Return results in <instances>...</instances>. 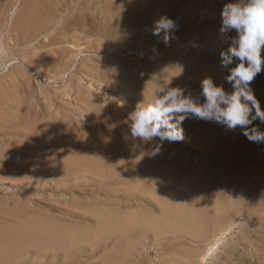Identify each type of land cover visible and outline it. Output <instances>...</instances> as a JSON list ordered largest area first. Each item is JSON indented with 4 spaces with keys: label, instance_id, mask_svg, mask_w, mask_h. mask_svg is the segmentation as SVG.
<instances>
[{
    "label": "rangeland",
    "instance_id": "rangeland-1",
    "mask_svg": "<svg viewBox=\"0 0 264 264\" xmlns=\"http://www.w3.org/2000/svg\"><path fill=\"white\" fill-rule=\"evenodd\" d=\"M24 1L0 0V232L64 228L86 233L96 229L100 214L109 213L113 220L106 221H114L113 231L105 242L82 249L69 262L58 249L54 259L48 252L35 263L106 264L124 240L118 249L128 256H118L125 258H118L120 264H174L180 252L190 255L187 259L184 254L186 264H264V168L258 165L262 160L264 164V143L249 141L240 128L226 130L216 122L190 117L182 124V141H164L160 152L149 156L142 153L159 144V138L146 143L134 139L128 121L144 95L150 97L156 80L172 78L169 87H182L201 101V81L207 76L232 91L220 54H206L217 41L222 50L229 47L235 35L220 32L221 10L230 0H66L54 18L57 22L44 27L24 19L37 12L40 0ZM164 15L177 22L167 45L152 34L155 21ZM206 64L213 70H202ZM177 65L182 67L179 75ZM251 87L264 104V70ZM253 125L264 130L259 120ZM7 151L12 154L3 155ZM153 181L182 192L181 200L170 195L167 203L175 208L183 202L190 228L210 225L207 242L197 244L198 237L195 243L189 231L179 241L169 239L171 233L157 240L153 232L133 229L136 221L130 228L135 232L125 240L119 222L124 215L163 217L164 202L137 190ZM123 192L134 196L125 198ZM203 204L208 209L210 204L211 211ZM198 208L213 212L207 213L210 223L214 214L220 215L221 223L199 226ZM191 210L197 213L195 220ZM120 234L125 239L120 241ZM186 239L191 242L182 243ZM29 258L25 264H32Z\"/></svg>",
    "mask_w": 264,
    "mask_h": 264
},
{
    "label": "clouds",
    "instance_id": "clouds-1",
    "mask_svg": "<svg viewBox=\"0 0 264 264\" xmlns=\"http://www.w3.org/2000/svg\"><path fill=\"white\" fill-rule=\"evenodd\" d=\"M177 22L167 15L155 21L152 34L167 45ZM231 36L227 50L220 53L221 64L228 69L226 81L232 91L214 83L206 77L201 81V101L185 94L182 87H169L171 79L155 81L150 97L137 103L128 114L131 136L141 142L159 138L160 143L143 152L155 156L164 141L179 142L184 139L182 124L185 119L195 117L199 120L216 122L226 130L240 128L242 134L251 142L264 143V131L253 125L259 120L264 124V109L251 87V82L264 69V0H230L221 10L220 32ZM155 51V49H153ZM179 71L182 67L177 65ZM175 75V76H177Z\"/></svg>",
    "mask_w": 264,
    "mask_h": 264
},
{
    "label": "bare ground",
    "instance_id": "bare-ground-1",
    "mask_svg": "<svg viewBox=\"0 0 264 264\" xmlns=\"http://www.w3.org/2000/svg\"><path fill=\"white\" fill-rule=\"evenodd\" d=\"M25 1H27V0H25ZM24 1V2H25ZM28 1H30V0H28ZM66 0H40L39 2H38V4H37V6H39V9L37 10V12L35 13V14H31V15H28V17L26 16V17H24V19H26L27 18V20L29 21V22H32V23H34V24H39V25H42L41 27H44L46 24H48L49 22H51V21H53V22H57V20L58 19H54V18H57V12H59V10H62V7H63V5L65 4L64 2H65ZM68 1V0H67ZM25 5H26V3H25ZM66 5V4H65ZM23 9V8H22ZM30 11V10H29ZM31 11H33V10H31ZM28 14H30V13H28ZM61 15V14H60ZM60 15H58V16H60ZM21 21V20H20ZM27 21V22H28ZM52 24V23H51ZM47 26V25H46ZM49 26V25H48ZM212 38V37H211ZM214 38V37H213ZM216 38V37H215ZM214 38V39H215ZM214 39H212V40H214ZM206 41V40H205ZM204 41V42H205ZM210 41V40H209ZM216 41V40H215ZM213 42V41H212ZM226 42V41H225ZM207 43V42H206ZM223 43H224V41H223ZM227 43V42H226ZM213 44V43H212ZM217 44H218V41H217ZM216 44V42L213 44L214 45V47H215V49H212V48H208L207 47V55H211V56H214L215 58L218 56L219 57V54L221 53V51H222V47L220 46V47H218V45ZM203 45L205 46V43H203ZM213 45H211V47L213 46ZM217 45V46H216ZM221 45V44H220ZM223 45V44H222ZM230 45V44H229ZM228 48V47H227ZM227 48H224L223 47V49L224 50H227ZM219 49H221V50H219ZM202 52H203V50H202ZM200 53V52H199ZM206 54H204V55H206ZM203 55V54H202ZM210 55L208 56V57H210ZM214 57H212L211 59H213ZM210 62V61H209ZM262 66H264V64L262 65ZM215 68V67H214ZM202 70H213V66H212V64H206L203 68H202ZM208 77V76H207ZM226 82V81H225ZM227 85V84H226ZM225 87V86H224ZM232 89V88H231ZM200 91V90H199ZM256 95V94H255ZM262 95V94H261ZM262 97V96H261ZM264 97V96H263ZM259 98V97H258ZM260 101V100H259ZM262 102H263V99H262ZM263 104V103H262ZM261 104V106H262V109H264V104L262 105ZM197 120H199V119H197ZM196 121V120H195ZM201 121V120H200ZM260 124V123H259ZM256 125V124H255ZM264 125V124H263ZM260 126V125H259ZM233 131H235V130H233ZM261 131H264V130H261ZM235 133V132H234ZM239 133V132H238ZM231 134H233V133H231ZM237 134V133H236ZM236 134L234 135L235 136V138H236ZM188 135V134H187ZM234 136L232 137V135L230 136V137H232V138H234ZM238 136H241V135H238ZM238 136H237V139H238ZM230 137L228 138V140H230ZM240 138V137H239ZM241 138H243V137H241ZM244 139V138H243ZM226 140H227V138H226ZM232 140V139H231ZM239 140V139H238ZM245 140V139H244ZM247 141V140H246ZM231 142V141H230ZM238 142V141H237ZM249 142V141H248ZM235 143V142H234ZM241 143V142H240ZM239 144V143H238ZM244 144H245V142H244ZM248 144V143H247ZM259 145H260V143H258ZM230 145H232V144H230ZM240 145V144H239ZM250 145H251V143H250ZM235 146H236V144H235ZM241 146H242V144H241ZM244 146H246V145H244ZM236 147H238V146H236ZM243 147V146H242ZM228 148H230V147H228ZM241 148V147H240ZM239 148V149H240ZM259 148V147H258ZM239 149H237V151L239 150ZM245 149V148H244ZM254 149V148H253ZM232 150V149H231ZM242 151H243V148L241 149ZM13 151V150H12ZM235 151H236V149H235ZM235 151H234V154H236L235 153ZM240 151V150H239ZM241 151V152H242ZM245 151V150H244ZM250 151V150H249ZM256 151H258V150H256ZM17 152H19V151H17ZM230 152V151H229ZM260 152H262V151H260ZM263 152H264V150H263ZM226 153H227V149H226ZM226 153H224V154H226ZM244 153V152H243ZM247 153H249V152H247ZM246 153V154H247ZM251 153H253V152H250V154ZM12 154V152L11 151H7V152H3V155H5V156H10ZM231 154V153H230ZM229 154V155H230ZM237 154H238V152H237ZM16 155H18V154H16ZM233 155V154H232ZM240 155H242L241 153H240ZM255 155V154H254ZM236 157H237V155H235ZM243 156V155H242ZM248 156V155H247ZM261 156V155H260ZM259 156V157H260ZM17 157H19V156H17ZM246 157V156H245ZM245 157H243V158H245ZM254 157V156H253ZM253 157H251L250 159L252 160L253 159ZM7 158V157H6ZM262 158V157H261ZM261 158H260V160H261ZM4 159V158H3ZM230 159V158H229ZM245 159H247V157L245 158ZM245 159H243V161L245 160ZM255 159V158H254ZM253 159V160H254ZM232 160H234V159H232ZM232 160H230V161H232ZM250 160V161H251ZM249 161V162H250ZM256 161V160H255ZM233 162V161H232ZM262 162V165L261 164H258V165H260L262 168H264L263 167V160L261 161ZM39 163V162H38ZM88 163V162H87ZM32 165L31 166H33V163H31ZM40 164V163H39ZM232 164V163H231ZM37 165V164H36ZM36 165H35V167H36ZM47 165V164H46ZM235 166H236V164H235ZM231 168H232V165L230 166ZM233 167H234V165H233ZM238 167V166H237ZM258 167V166H257ZM238 169V168H237ZM237 169H235L236 171H237ZM257 169V168H256ZM259 169V168H258ZM257 169V170H258ZM232 170V169H231ZM234 170V171H235ZM256 170V171H257ZM263 170V169H262ZM239 171V170H238ZM241 171V170H240ZM240 171H239V173H240ZM258 171H260V170H258ZM258 171H257V174H258ZM242 173H243V171H242ZM256 173V172H255ZM260 173H261V171H260ZM262 173H263V171H262ZM233 174H235V173H233L232 172V175ZM244 174H246V172L244 171ZM250 173H248V175H249ZM264 174V173H263ZM150 175V174H149ZM252 175V174H251ZM253 175H254V173H253ZM262 175V174H261ZM244 176H246V175H244ZM250 176V175H249ZM254 176H257V175H254ZM258 176H260V174L258 175ZM257 176V177H258ZM253 177V176H252ZM257 177H255V178H257ZM202 178V177H201ZM260 178V177H259ZM259 178H257V179H259ZM263 178V177H262ZM261 178V179H262ZM200 179V178H199ZM198 179V180H199ZM252 179V178H251ZM253 179H254V177H253ZM260 179V180H261ZM193 180V179H192ZM197 180V179H196ZM196 180H194V181H196ZM197 180V181H198ZM204 180V179H203ZM247 180H248V178H247ZM255 181H256V179H254ZM259 180V181H260ZM160 181H161V177H160ZM184 181H185V179H184ZM193 181V182H194ZM202 181V180H201ZM200 181V182H201ZM253 181V180H252ZM139 182V181H138ZM170 182V181H169ZM203 182V181H202ZM202 182H201V184H202ZM258 182V181H257ZM141 183V182H140ZM153 183H154V181H153ZM176 183V182H175ZM199 182H196L195 184H198ZM260 183V182H259ZM182 185V184H181ZM188 185V184H187ZM142 187V186H141ZM183 187V186H182ZM192 187V186H191ZM194 187H196V185L195 186H193L192 187V189L194 188ZM198 187V186H197ZM186 188V187H185ZM189 188H190V186H189ZM199 188H201V187H199ZM198 189V188H197ZM137 190L140 192V190H141V192H144V193H147V194H152V196L155 198V199H160V201L162 202H164V205L162 206V207H164L163 208V211H161L162 209H160V211H161V216H163L162 217V219L161 220H154V219H145V214H144V218H142V217H140V215H142V214H140L138 217H140L139 219L141 220V218L142 219H144V220H142V221H140L139 219H137L136 218V216H137V214H139V212H137V214H135L134 215V217H133V213L132 214H126V215H124L122 218V222L121 221H119V219L116 217V219H118V221L120 222V223H122V225H123V234L125 233V235L127 236L126 237V239H125V235H124V237L122 236V234H120V236H118L119 237V240L120 239H125V240H128V236L130 235L129 233H130V228H131V225H133V222L134 221H136V223L134 224V226L132 227L133 229L134 228H138V227H140V230H138V231H140L141 232V227H142V229L145 231V232H149L150 231V233L151 232H153V234L156 236V237H154L153 236V238H157V237H161V236H166L167 237V235L166 234H168V233H171L172 235H173V238H169V239H173L172 241H176V239L178 240V239H181L182 240V238L184 237V234L186 233V232H188L191 236H192V234L196 237H194V236H192L193 237V239H192V237H191V239L192 240H195V243H197L196 242V240L198 241V237H200V239L201 240H199L198 241V243L197 244H199V242H201L202 241V239L204 240V241H202V242H205L206 240L208 241V239H206L205 240V238L204 237H206L205 235H208L209 233V229H211V228H209L210 227V225H209V229L207 230L206 228H203V230H201L200 228L198 229V228H196L197 227V225H196V227L195 226H193V227H189V225L187 226L185 223V218H186V216H189L188 215V213L187 212H185V209H186V207L184 208V204H181V203H183V202H178V203H176L175 204V208L173 207V208H171V207H169V204L167 203V198H168V196H170V195H175L176 196V199L177 200H181L180 198V194H182V192L179 194V193H176L175 191H173L171 188H170V186L168 187L166 184H164V181H163V183L162 182H157V183H154V184H151V185H145V186H143L142 188H140V189H138L137 188ZM194 190V189H193ZM192 190V191H193ZM136 191V190H135ZM138 191H137V193L136 194H138ZM166 191V193H167V195L165 194H163V192H165ZM179 191V190H178ZM190 191V190H189ZM198 191H199V189H198ZM124 192H126V191H124ZM122 193V194H125V193ZM184 192V191H183ZM129 193H131V192H129ZM144 193H141V194H144ZM186 193V192H185ZM191 193V192H190ZM140 194V193H139ZM195 194V193H194ZM126 195V196H125ZM124 196H125V198H127V197H130V196H134V195H127V194H125ZM122 196V195H121ZM123 196V197H124ZM135 196H137V197H139V195H135ZM136 198V197H135ZM140 198V197H139ZM146 198H148V197H146ZM144 199V200H146V201H148L149 200V198H148V200L147 199ZM133 200H134V198H133ZM138 200V199H137ZM140 200V199H139ZM151 200H149V202H150ZM154 201H156V200H154ZM158 201V200H157ZM156 201V202H157ZM140 202V201H139ZM143 202H145V201H143ZM159 202V201H158ZM162 202V203H163ZM210 202V201H209ZM213 202V201H212ZM160 203V202H159ZM146 204H147V202H146ZM150 204V203H149ZM159 205H161V204H159ZM148 206V205H147ZM205 206H206V204H205ZM213 207H212V209L214 208V205H212ZM149 207V206H148ZM150 207L151 208H153V207H155V206H153V204H151L150 205ZM161 206H160V208H162ZM195 207V206H194ZM193 207V208H194ZM199 207H201V206H199ZM203 208H204V204H203V206H202ZM216 207V206H215ZM196 208H197V206H196ZM206 208V207H205ZM204 208V209H205ZM204 209H200V211L201 210H203V213L205 214L204 216H205V218H204V216H203V213H202V211L200 212L199 211V208L196 210V212H198L199 211V215H200V218L201 219H196V218H194V217H197V213H196V215L194 216L193 214H192V210H194V209H192L191 210V213H190V216H192L193 217V219L192 220H195L196 219V222L198 221V225L200 226V224L201 223H207V226H208V223H210L209 221H208V217H210L211 215H212V213L210 212V213H206V210L208 209V207L206 208V210H204ZM209 209H210V211H211V207H210V204H209ZM208 209V210H209ZM216 209V208H215ZM151 210V209H150ZM213 211H215V210H213ZM142 212H143V210H142ZM95 213V212H94ZM163 213V214H162ZM194 213V212H193ZM215 213V212H214ZM217 213V212H216ZM97 214V216H98V213H96ZM109 214V213H108ZM108 214H107V217H106V214H105V216L103 215V213L102 214H100V215H102V216H100L98 219H97V227H96V229L95 230H87V232L86 233H82V232H79V231H77L76 229L75 230H66V229H61L60 227V229H53V230H47V231H41V230H38V231H26V230H22V231H6V232H0V264H25V262H26V259L28 258V257H31V258H29L30 259V262L32 263V264H36L35 262H37V263H40L41 261H43L44 260V258H46V256H47V253L48 252H51L50 254H48L49 255V257H51V258H55V256H56V252H57V250L59 249V250H63L65 253H64V255L63 256H65L64 258H65V262H69L72 258H73V256L76 254V253H78V252H80L82 249H86V248H88V247H91L90 249H93V247H95V246H97V243L98 244H100L101 242L103 243V241L105 240H107L109 237H107L106 239H105V237L107 236V234L109 233V232H112L113 231V228H112V226H111V224L114 222H112L111 224L109 223V222H107L106 221V219H108L109 217H108ZM195 214V213H194ZM206 214L208 215V216H206ZM218 214V213H217ZM112 215V214H111ZM115 215H114V217H115ZM96 216V217H97ZM147 216H148V214H147ZM217 216L218 215H216V214H214L212 217H211V225L213 224V226L214 225H218V224H220L221 223V221L219 220V218L221 217L220 215V217L219 218H217ZM207 217V218H206ZM89 218V217H88ZM110 218H112L111 216H110ZM110 218H109V221H110ZM161 218V217H160ZM188 219L189 218H191V217H187ZM116 219H115V221H116ZM187 219V220H188ZM112 220H113V218H112ZM210 220V219H209ZM222 220H224L223 218H222ZM220 221V222H219ZM201 222V223H200ZM225 222V221H224ZM116 223H118V222H116ZM115 223V224H116ZM119 224V223H118ZM118 224H117V226H118ZM188 224V223H187ZM193 225V224H192ZM204 225V224H203ZM206 225V224H205ZM204 225V226H205ZM136 226V227H135ZM201 226H202V224H201ZM120 227H122L121 225H120ZM196 228L197 229V231H195V232H193V230H192V228ZM216 227V226H215ZM222 227V226H221ZM42 228V227H41ZM117 227H115V229H116ZM137 228L135 229L136 231H137ZM214 228V227H213ZM213 228H212V230H213ZM219 228V226L218 227H216L215 229H218ZM44 229H46V228H44ZM49 229V228H48ZM139 229V228H138ZM79 230V229H78ZM135 230H132L133 232H135ZM221 230V229H220ZM118 231V230H117ZM131 231V232H132ZM211 231V230H210ZM217 231V230H216ZM163 232V233H162ZM192 234H191V233ZM211 232H213V231H211ZM214 232H215V230H214ZM114 233H116V232H114ZM149 233V234H150ZM160 233H162V234H160ZM195 233V234H194ZM129 234V235H128ZM138 235L139 234H142V233H137ZM146 233H144L143 235H145ZM211 234V233H210ZM208 235V238H209V236H211V235ZM135 235V234H134ZM169 235V234H168ZM214 235H216V234H214ZM132 236V235H131ZM141 236V235H140ZM186 236V235H185ZM120 237H122V238H120ZM163 238V237H162ZM207 238V237H206ZM215 238V237H214ZM104 239V240H103ZM218 239V238H217ZM217 239H215V240H217ZM119 240H117L118 242H119ZM135 240H137V239H135ZM157 240H158V238H157ZM187 240V239H186ZM182 241V243L184 242H186V243H188V241H190L191 242V240H187V241ZM212 240V239H211ZM99 241H100V243H99ZM104 241V242H105ZM121 241V240H120ZM122 241H124V240H122ZM121 241V242H122ZM179 241V240H178ZM206 241V242H207ZM121 242L120 243H118V247H121V248H123L122 246H120V244H121ZM193 242V241H192ZM201 242V243H202ZM213 242H214V240H213ZM212 242V243H213ZM218 242V241H217ZM212 243H210V244H212ZM189 244V243H188ZM215 244V243H214ZM193 245V244H192ZM216 245V244H215ZM116 246H117V244H116ZM196 246V245H195ZM212 246V245H211ZM118 247H117V249H116V252H114V253H112L110 256H108L107 257V259L105 260V262L107 261V263L106 264H120V260L119 259H122V258H120V257H118V256H122L123 254H124V250H122V249H118ZM210 247V246H209ZM208 247V248H209ZM215 247V246H214ZM130 247H128V249H129ZM212 248V247H211ZM124 249L126 250L127 249V247L125 248L124 247ZM196 249H200V246L198 247H196ZM55 250H56V252H55ZM198 250H196V251H198ZM210 250V249H209ZM208 249H207V251L206 252H208L209 251ZM213 250V249H212ZM32 252L34 253V254H32ZM211 252V251H210ZM121 254V255H120ZM179 255L177 256V254H175V256H174V258L172 259V262H175L174 264H186L185 262H187V260H186V258L187 259H189V257H190V255H186L185 253H183L182 254V252H180V253H178ZM184 254H185V256H187L186 258H185V256H184ZM206 254H208V253H206ZM29 255V256H28ZM124 257H125V254L123 255ZM128 256V252L126 251V257ZM177 256V257H176ZM184 256V257H183ZM195 256V255H194ZM125 257V258H126ZM204 257V256H203ZM119 258V259H118ZM125 258H123V260L125 259ZM185 258V259H184ZM128 260V259H127ZM125 262H123L122 261V263L121 264H124ZM127 264V263H126Z\"/></svg>",
    "mask_w": 264,
    "mask_h": 264
}]
</instances>
